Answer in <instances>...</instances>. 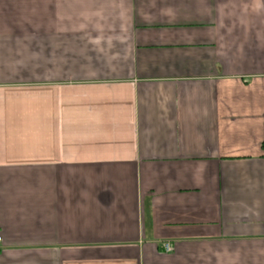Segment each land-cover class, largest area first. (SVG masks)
I'll list each match as a JSON object with an SVG mask.
<instances>
[{
    "label": "crops",
    "instance_id": "1",
    "mask_svg": "<svg viewBox=\"0 0 264 264\" xmlns=\"http://www.w3.org/2000/svg\"><path fill=\"white\" fill-rule=\"evenodd\" d=\"M0 235V264H264V0H0Z\"/></svg>",
    "mask_w": 264,
    "mask_h": 264
},
{
    "label": "built area",
    "instance_id": "2",
    "mask_svg": "<svg viewBox=\"0 0 264 264\" xmlns=\"http://www.w3.org/2000/svg\"><path fill=\"white\" fill-rule=\"evenodd\" d=\"M1 245H2V238H1V235H0V247H1ZM163 248H164L165 251H168L169 250V245L165 243L163 245Z\"/></svg>",
    "mask_w": 264,
    "mask_h": 264
}]
</instances>
